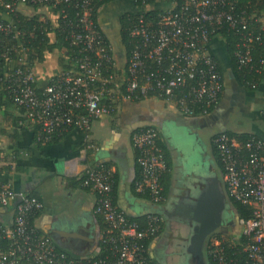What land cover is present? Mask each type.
<instances>
[{
    "label": "built area",
    "instance_id": "built-area-1",
    "mask_svg": "<svg viewBox=\"0 0 264 264\" xmlns=\"http://www.w3.org/2000/svg\"><path fill=\"white\" fill-rule=\"evenodd\" d=\"M112 1L0 0L7 13L21 3L53 10L57 20L52 27L65 32L71 49L70 69L53 75L43 87L38 86L32 68L25 67V53L13 47L0 54L6 60L3 76L13 104L39 126L37 142H51L57 133L78 130L89 148L97 150L90 141L92 122L113 117L125 101L157 98L185 116L208 114L224 92L223 73L212 46L225 29L237 36L233 55L238 66L264 75V57L256 60L253 53L264 47V0L255 4L251 0L244 4L240 0H132V11L123 14L132 43L128 57L121 37L119 51L99 20L100 8ZM158 3L164 6L158 8ZM5 30L11 32L0 24V32ZM13 52L16 57L10 58ZM239 134L223 131L214 135L212 143L222 164L226 197L250 206L253 214L239 218L242 240L217 239L206 253L216 264H264V139L255 134L242 139ZM131 139L139 167L135 190L148 193L153 203H162L161 179L167 163L158 146L159 131L142 126L133 130ZM115 183V173L106 165H90L82 177V185L96 194L94 212L106 223L101 253L83 259L59 249L31 223L42 208L37 197L1 184L0 208L14 202L15 216L13 227L0 233V239H9L8 245L0 246V264H153L147 241L159 235L163 215L149 212L141 226L114 203Z\"/></svg>",
    "mask_w": 264,
    "mask_h": 264
},
{
    "label": "crops",
    "instance_id": "crops-1",
    "mask_svg": "<svg viewBox=\"0 0 264 264\" xmlns=\"http://www.w3.org/2000/svg\"><path fill=\"white\" fill-rule=\"evenodd\" d=\"M126 1L132 2L113 0L100 8V23L110 24L109 30L105 29L108 35L116 31L115 26L111 27L112 23L132 11L127 8ZM162 6L164 5L161 3L157 4L158 8ZM17 9L27 16L45 15L53 25L57 20V14L45 6L35 8L21 3ZM0 15L4 20H12L7 12H0ZM117 25L118 29L119 24ZM212 52L225 67L226 81L222 99L211 112L206 115L185 116L178 113L172 104L157 98L121 102L113 117L92 122L90 141L97 146V150L89 148L85 135L78 130L65 133L57 141L37 142L35 124L0 91V184L23 190L41 201L42 208L34 215L32 224L44 238L74 258L83 259L101 253L100 239L104 222L94 212L96 194L91 188L82 185V177L88 166L106 165L115 173L113 200L119 208L133 218L149 212H161L163 215L162 231L149 242L153 261L156 264H168L167 260L172 255L170 247L180 252V244L186 238V224L168 219L165 211L171 209L173 204L185 201L193 189L194 194L202 176L217 175L210 163V153L212 148L216 159L212 139L219 132L212 131L205 140L196 141L197 147L202 148L203 145L207 156L197 159L192 153L185 156L183 147L192 148L193 141L188 139L208 124L227 121L235 106L248 110L251 103H259L262 104L261 115L264 112V82L256 89L249 90L238 81L222 38L214 39ZM60 56V51L55 49L45 53L44 61L34 64L32 70L39 87L45 86L53 75L63 72L59 63ZM65 60L68 64L67 56ZM142 126L158 129L159 140L166 145L172 162L170 187L165 200L159 204L135 193L132 186L139 167L131 134ZM248 134L264 139L262 129L258 133ZM229 211L225 232L235 242L242 236V226L231 206ZM14 216V202L0 208V230L5 233L10 230ZM178 225H183L184 228L179 230Z\"/></svg>",
    "mask_w": 264,
    "mask_h": 264
},
{
    "label": "trees",
    "instance_id": "trees-1",
    "mask_svg": "<svg viewBox=\"0 0 264 264\" xmlns=\"http://www.w3.org/2000/svg\"><path fill=\"white\" fill-rule=\"evenodd\" d=\"M246 1L247 0H240V4H244L246 3ZM251 1L252 3L255 4L258 0H251ZM32 6H34L35 8L38 7V5H32ZM7 10L8 9H6L4 6L0 5V12H7ZM8 13L12 18L11 21L4 20L0 15V24L3 27H7L11 29V32H6V30L0 32V54L2 53V51L8 48L15 47L21 52L20 53L21 55H24V53L26 54L27 56L26 60L28 61V65H25V67L30 69L34 66V64L37 61L42 62L45 60L46 52H52L53 50L58 49L61 53V56L59 59L60 65L62 66L64 70L70 69V64L69 63L67 64L65 57L68 56V52H70L71 49L68 45V42L65 40V32H63V30L59 28H53L52 21L42 14H35L33 16H27V15L22 14L20 11H18V9H15ZM59 22L60 24H63V20L59 19ZM128 24L129 22L127 19V15H123L120 18L119 28L116 29L117 32L119 33V36L121 37L126 57L129 56V53L132 48V43L130 41L129 34L126 30V27ZM16 31L19 32L17 36L15 35ZM51 35H53L52 36L53 38L51 37ZM222 39L225 41V47L229 55L231 56L233 71L236 74L238 81L242 85H244L246 88H248L249 90L256 89L258 86H253L254 82L259 84L264 79V75L257 74L254 70H251L249 68H245V67L240 68L238 66L237 61L233 55L234 50L236 48L235 44L237 41V36L232 31H228L226 29L222 30ZM253 53H254V58L256 60L259 59L260 57H264V47L256 48ZM14 57H16V53L13 52L10 54V58H14ZM218 61H219V70L223 73L224 81H226L225 69H224L225 67L219 59ZM7 69L8 68H7L6 60L4 58H1L0 59V75H2L3 78L0 77L2 78V80L0 79V91L8 99V101L13 103L9 95V91L7 89L8 80L7 81L4 80V76H3V74L6 72ZM33 85H36V82H34ZM262 118L264 120V112L262 114ZM34 129H35V139H36L39 126L35 124ZM227 132L230 133L231 135L236 134L230 131H227ZM64 135L65 133H57L53 136L52 141L54 140L57 141L60 138H62ZM249 135L250 134L248 133L239 134L240 138L242 139H247ZM158 146L163 152L166 163H167V168L165 172L163 173V176L161 179V183L163 187L162 194H163V197L165 198L167 196V192L170 187V180H171V175H172V171H171L172 162H171L170 154H169V151L166 145H164L163 143L160 142V140H158ZM213 148H214V152L216 155L217 163L222 171V164L220 161L218 151L214 145H213ZM132 186H133L135 193H137L135 190V181ZM137 194L150 199V195L148 193L146 194L137 193ZM227 200L230 206L232 207V209H234V213H235V216L237 217V220H239V218L248 219L252 217L253 213H252V208L250 206L243 205L242 203H240L237 200H234L233 198H227ZM99 216L101 217V220L104 222V229H105L106 228L105 220L101 215ZM33 219H34V216L30 220L31 223ZM132 219L135 221H138L141 226L144 225L145 222L147 221L146 215L136 217V218L132 217ZM162 229H163V224H161L160 231H162ZM0 233L4 234V230H0ZM213 234H215L218 239H222L224 237V234H222L219 230ZM211 235L207 238V241L204 245L205 260H206V263L208 264H216V262L213 261L212 258H210L206 253L207 248L210 247V245H212V241L210 240ZM226 236L228 235L226 234ZM240 239L242 240V238ZM149 242L150 241L148 240L147 243ZM8 243H9V239H6V238L0 239V246H6L8 245ZM229 243H231V241H229ZM20 264H29V263L24 261ZM153 264H156V262L153 261Z\"/></svg>",
    "mask_w": 264,
    "mask_h": 264
},
{
    "label": "water",
    "instance_id": "water-1",
    "mask_svg": "<svg viewBox=\"0 0 264 264\" xmlns=\"http://www.w3.org/2000/svg\"><path fill=\"white\" fill-rule=\"evenodd\" d=\"M227 202L219 177L202 176L192 203H176L165 211L168 219L186 224L188 236L180 244L176 264H206L204 245L211 234L223 228Z\"/></svg>",
    "mask_w": 264,
    "mask_h": 264
},
{
    "label": "rangeland",
    "instance_id": "rangeland-1",
    "mask_svg": "<svg viewBox=\"0 0 264 264\" xmlns=\"http://www.w3.org/2000/svg\"><path fill=\"white\" fill-rule=\"evenodd\" d=\"M127 3V8L128 9H133L132 3L131 1H126ZM102 22V21H101ZM102 26L104 29H108L110 28V24L102 22ZM118 21L113 22L111 27L115 26V29H117L118 25H117ZM116 31L114 32H110V37L114 43L115 46L118 47V50L121 51V48L119 47V33ZM261 107L262 104L259 103H251V107L248 110H244L239 106H235L234 110L232 111L229 119L227 121H219L217 122L215 125H211L208 124L206 128H203L202 130H199L197 133H193L194 137L192 136L191 138H189V141H193V147H183L184 151L183 153L185 154V156L188 153H192V155L195 157V159L202 157V156H207L203 150V145L202 148L197 147L196 145V141L198 140H205V138L207 137V135L209 133H211L212 131L215 132H222V131H226V130H236V131H241V132H253V133H258L260 129L264 130V120L262 118L261 115ZM191 139V140H190ZM191 141V142H192ZM180 148V147H179ZM187 152V153H186ZM211 157H212V161L210 162L212 164V166L216 169V174L219 177L221 183L223 182V173L219 167V165L216 162L214 153L212 151L211 148ZM227 206L228 209L225 211V216H224V222L227 221V216L230 213V204L229 202H227ZM181 227L184 228L183 225H178L179 230H181ZM186 236L187 233H186ZM224 238L226 240H229L230 237L226 236V232L224 234ZM217 236L215 234L211 235L210 240L214 243L215 240H217ZM172 247H170V250L172 252V255H170L169 259L167 260L168 264H176L178 262V258L177 256H180V252L174 251L173 249H171ZM208 264V263H206Z\"/></svg>",
    "mask_w": 264,
    "mask_h": 264
},
{
    "label": "flooded vegetation",
    "instance_id": "flooded-vegetation-1",
    "mask_svg": "<svg viewBox=\"0 0 264 264\" xmlns=\"http://www.w3.org/2000/svg\"><path fill=\"white\" fill-rule=\"evenodd\" d=\"M117 20V19H116ZM118 21V20H117ZM193 189V188H192ZM194 190V189H193ZM192 190V192H193ZM190 193L188 196H186L187 198L185 199V201L183 200V203H192L193 202V199H194V194L193 193ZM184 223V222H183ZM226 224H227V221L225 222L223 228H221L219 231L222 233V234H225V229H226Z\"/></svg>",
    "mask_w": 264,
    "mask_h": 264
}]
</instances>
